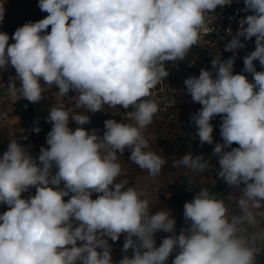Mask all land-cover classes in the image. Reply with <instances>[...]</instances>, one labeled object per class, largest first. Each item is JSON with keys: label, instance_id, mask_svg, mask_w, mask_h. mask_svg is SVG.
<instances>
[{"label": "clouds", "instance_id": "1", "mask_svg": "<svg viewBox=\"0 0 264 264\" xmlns=\"http://www.w3.org/2000/svg\"><path fill=\"white\" fill-rule=\"evenodd\" d=\"M231 3L38 0L39 9L48 13L45 18L18 27L12 44L9 35L0 32V69L11 66L16 73L8 84L13 99L38 103L44 86H56L58 98L76 93L71 107L58 100L50 109L49 147H42L38 157L17 140L0 156V204L8 206L0 214V264H113L108 238L116 242L121 234H126L125 255L118 264H166L177 249L172 264H257L264 253V71H257L254 61L264 67V0H244L242 11L253 14L239 21L237 34L224 47L233 56L215 57L212 71L201 69L198 77L184 81L192 101L202 106L191 116L201 144H213L210 122L223 114V143L215 144L213 154L218 177L241 192L239 214L201 188L184 204L183 217L190 227L176 235L170 210L152 214L141 192L126 187L127 179L118 182L124 175L118 154L125 149L140 169L153 177L161 173L167 161L150 149L143 134L158 105L145 98L169 75L165 64L183 60L199 42L210 14ZM4 15L0 0V23ZM240 37H255V50L243 57V72L254 82L233 74L235 53L244 47ZM105 105L131 108L125 112L131 122L105 120L101 137L83 126L90 122L87 113L103 111ZM70 121L78 125L75 130ZM234 143L238 147H232ZM210 164L192 153L172 161L173 167L194 172ZM30 187L35 195L22 198ZM93 193L100 195L93 199ZM159 231L171 235L157 247L154 237Z\"/></svg>", "mask_w": 264, "mask_h": 264}, {"label": "built area", "instance_id": "2", "mask_svg": "<svg viewBox=\"0 0 264 264\" xmlns=\"http://www.w3.org/2000/svg\"><path fill=\"white\" fill-rule=\"evenodd\" d=\"M245 8L244 0H232L231 5L218 6L214 14H210L206 27V32H201L199 42L192 47L188 55L183 59L176 62H167L165 67L169 72V75L161 80L157 86L151 90V95L145 99L153 100L158 105V112L153 117V122L148 125L144 130L143 134L145 138L149 141L150 149L156 151L158 154L167 146L168 142L172 137H174L178 132V123L181 110L192 101L191 95L187 92L184 81L188 77L196 76L198 77L201 69H206V67H211V61L215 57H220L221 60H226L233 56V52L224 51L225 45L235 36L240 27L239 21L245 18L247 15L253 14L251 11H242ZM241 42L244 44L243 48L236 51L235 65H240L244 68L243 57L250 54L255 50V37L251 40H246L240 37ZM203 64V65H202ZM257 71H264L259 61H254ZM213 70V69H212ZM215 74V73H214ZM247 77H252L250 73L244 72ZM74 91H70L64 101L67 105L72 106L75 100L71 97L75 96ZM42 101V100H40ZM46 106L41 104L37 110H44ZM35 111L39 112V111ZM132 109H123L121 106L117 108H111L107 105L104 106L103 111H98L101 113H107L110 115V119H115L117 122L128 123L131 122L126 119L125 112L131 111ZM2 116H5L3 114ZM41 121H47L45 117L40 118ZM27 134V128L23 127L19 132H17L18 138H24ZM45 139V138H44ZM43 147H49L46 141ZM130 150L125 149L123 155L118 154L120 159H129ZM57 169L53 166L52 174L54 175ZM218 172V171H217ZM206 181L210 185H218L219 182L223 181L218 177L217 173L213 176H205ZM63 188V182L60 185ZM217 193L216 196L218 198ZM35 195L32 191L22 193L23 197H30ZM71 195V194H70ZM100 195L98 193H93L92 198L95 199ZM69 197H65L67 201ZM149 200L150 205L153 204V199L150 197H145ZM184 206L179 209L176 217L179 219H184L183 217ZM150 212L155 214L151 208ZM233 214H238L233 211ZM185 229L190 227V221H186ZM261 225L264 226V219L261 220ZM126 234H121L118 241L113 242L108 238V243L112 247L119 249L123 252V244L125 242ZM163 231H159L155 234L156 246L159 247L161 241L163 240ZM135 239V238H133ZM178 251L171 253L168 258V263L172 264ZM129 255H131V250H129ZM261 257H264V253H261ZM123 256H118L113 258V264H118ZM79 264V262H78Z\"/></svg>", "mask_w": 264, "mask_h": 264}, {"label": "rangeland", "instance_id": "3", "mask_svg": "<svg viewBox=\"0 0 264 264\" xmlns=\"http://www.w3.org/2000/svg\"><path fill=\"white\" fill-rule=\"evenodd\" d=\"M29 4L37 5V0H4L5 15L3 22L0 23V32L9 35V44L15 42H11V37L15 30L18 27L23 26L21 12H18L19 14H16L15 20L12 21V11H20L18 9H22ZM206 69L212 71L211 67H206ZM243 69L242 66L235 65L233 74H244ZM213 75H215L214 72ZM248 79L250 82H254L252 77H248ZM6 90L7 88L0 89V102L2 104L9 103L18 98L17 96L13 99ZM201 107L202 106L199 103L191 101L181 110L177 134L170 139L167 146L159 153V155L164 157L167 161L159 175L153 177L147 172V170L140 169L129 159L118 158V161L121 163L122 169L124 170V175L118 177V182L119 180L127 179L128 185H126V187L136 188L143 194L142 198H152L154 202L151 210L154 213L161 209L170 210L172 217H174L176 221L175 231L184 229V226L186 225L185 219H179L176 217L179 209L185 204V202H180L178 198L183 195H189L190 199L188 201H191L201 188L211 186L208 182L203 183L206 181L205 176L216 175L219 170L218 158L213 154V149L216 143H223L220 134V125L222 123L223 114L215 116L210 122L214 126L213 144H201L199 137L195 135L196 128L191 121V116ZM76 111L81 113L85 112L84 109H77ZM87 114L90 117V122L83 127L89 132L95 129L97 135L102 137L106 131L104 121L108 120L107 117L99 112H89ZM69 127L72 130H75L78 125L74 121H70ZM232 147H238V145L234 143ZM226 150L230 151L231 149ZM186 153H192L193 156L203 155L205 159H208L211 162L209 168L201 172H194L183 166L178 168L173 167L172 161L179 160ZM189 180L192 181V185L189 184ZM241 187H243V185H241ZM168 193L171 194L170 197L166 196ZM240 196L241 192L239 189L227 186L221 190L218 198L224 199L226 206L229 207L232 213L235 210L236 213L239 214L236 201ZM111 255L112 259L115 258V254ZM262 263L263 261L261 257L258 256L257 264Z\"/></svg>", "mask_w": 264, "mask_h": 264}, {"label": "crops", "instance_id": "4", "mask_svg": "<svg viewBox=\"0 0 264 264\" xmlns=\"http://www.w3.org/2000/svg\"><path fill=\"white\" fill-rule=\"evenodd\" d=\"M27 1V0H25ZM20 11H12V21L15 20V15L19 14L18 12H21L22 14V21L23 25L28 22H37L43 18H45L48 13L42 12L38 7V0L37 5H26L22 9H18ZM48 32L51 31V26L47 29ZM11 42H14V40L11 39ZM16 76L15 69L11 66H8L6 69H0V89L7 88L6 92L8 91V84L10 83V79L14 78ZM19 80L16 81L17 87L20 86ZM43 84L44 82L41 81ZM45 87V92L43 93L44 98L42 101H39L38 103H35L36 110L41 104H44L46 106V109L44 110H37L39 112H36L34 116L30 119L23 120L21 119L17 114L14 112V103L16 100L20 99L21 97L18 96L17 99L2 104L0 102V156L3 155L5 151L8 149V144L11 140H17L18 143L23 145L25 149L34 157H38L40 154V149L44 146V142L46 141L47 134L51 131V123L47 121H41L40 118L45 117L47 119L50 109L55 106V104L58 102H62L65 104V106L71 107L70 105H67L63 98H58L56 95V92H58V88L56 86H53L52 88ZM101 113V112H99ZM5 114V116H2ZM107 117V119H110V115L107 113H101ZM23 127L27 128V134L24 138H18L17 132H19ZM39 127L40 131L37 133L34 131V128ZM45 138V139H44ZM214 186H208L207 188H212ZM30 191L35 193L36 189L34 187L29 188ZM189 196V195H188ZM28 198V197H23ZM8 210V206L5 204H0V214H3L5 211ZM187 224V222L185 223ZM186 225L184 226L185 229ZM182 230V229H181ZM175 231V232H179ZM164 238L165 233L163 232ZM162 242V241H161ZM82 242H78V245ZM161 244V243H160ZM111 254H115V257L118 256H124L125 253L120 251L119 249H116L115 247L111 246ZM175 253V252H173ZM129 255V252H128ZM261 257V256H260ZM264 264V257H261ZM169 264V263H168Z\"/></svg>", "mask_w": 264, "mask_h": 264}, {"label": "trees", "instance_id": "5", "mask_svg": "<svg viewBox=\"0 0 264 264\" xmlns=\"http://www.w3.org/2000/svg\"><path fill=\"white\" fill-rule=\"evenodd\" d=\"M14 106L15 114H17L23 120L32 118L36 111L35 104L27 101L26 99H23L22 97L15 101ZM227 186L228 185L224 181H221L218 183V185H215L214 187L209 188L208 190L210 191V193L216 195ZM189 199L190 197L188 195H183L178 198L180 202H187ZM180 231L175 232V234L179 235ZM168 235H171V233H165V237H167ZM176 251H178V249ZM166 264H168V261H166Z\"/></svg>", "mask_w": 264, "mask_h": 264}]
</instances>
